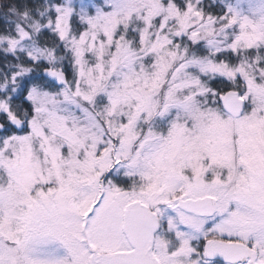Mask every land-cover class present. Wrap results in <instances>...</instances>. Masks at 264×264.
Returning <instances> with one entry per match:
<instances>
[{
    "label": "snow or ice",
    "instance_id": "obj_1",
    "mask_svg": "<svg viewBox=\"0 0 264 264\" xmlns=\"http://www.w3.org/2000/svg\"><path fill=\"white\" fill-rule=\"evenodd\" d=\"M0 264H264V0H0Z\"/></svg>",
    "mask_w": 264,
    "mask_h": 264
}]
</instances>
